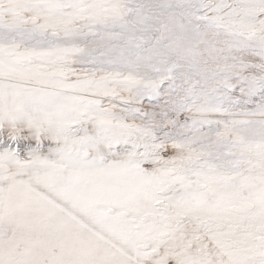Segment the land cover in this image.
Wrapping results in <instances>:
<instances>
[{"label": "snow or ice", "instance_id": "snow-or-ice-1", "mask_svg": "<svg viewBox=\"0 0 264 264\" xmlns=\"http://www.w3.org/2000/svg\"><path fill=\"white\" fill-rule=\"evenodd\" d=\"M0 264H264V0H0Z\"/></svg>", "mask_w": 264, "mask_h": 264}]
</instances>
